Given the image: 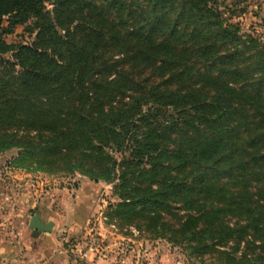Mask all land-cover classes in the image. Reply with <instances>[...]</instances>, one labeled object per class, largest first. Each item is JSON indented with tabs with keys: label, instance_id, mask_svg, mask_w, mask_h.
<instances>
[{
	"label": "trees",
	"instance_id": "1",
	"mask_svg": "<svg viewBox=\"0 0 264 264\" xmlns=\"http://www.w3.org/2000/svg\"><path fill=\"white\" fill-rule=\"evenodd\" d=\"M216 1L0 0V153L117 178L113 215L236 264L243 243L264 264V49L218 21ZM29 23L31 41H4ZM166 108L175 118L151 121ZM106 149L130 150L119 171Z\"/></svg>",
	"mask_w": 264,
	"mask_h": 264
},
{
	"label": "rangeland",
	"instance_id": "2",
	"mask_svg": "<svg viewBox=\"0 0 264 264\" xmlns=\"http://www.w3.org/2000/svg\"><path fill=\"white\" fill-rule=\"evenodd\" d=\"M209 7H212L218 21L224 26H229L230 30L236 29L237 35L242 38L251 37L264 49V0H217ZM47 8L50 9V6ZM29 25L30 23L27 26L15 27L12 33L3 36L4 41L28 43L33 37L27 30ZM148 107L143 106L142 113H146ZM163 111L154 115L151 121L160 125L169 122L170 118H175L176 113L172 108ZM137 132L140 133L139 130ZM127 147H130V143ZM129 151L105 150L116 161V171L123 167L122 162L127 161ZM17 153V149L0 153V222H4V226H0L1 229H5L9 222L15 219V215L38 214L40 207L31 209L28 208L29 204L32 202L35 204L37 199L40 200L43 197L40 196L43 190L53 189L57 192H54L56 196L53 194L54 198L51 200L56 199L55 201L61 205L57 206L58 212L61 214L69 210L68 213L72 217L81 220V233L76 247L78 251L85 253V258L86 254L90 253L92 263L96 261V264H236L212 251L193 253L181 236L174 233L172 236L168 230L158 234L160 228L156 230L148 219L113 215L116 204L122 201L118 194L121 192L115 189L118 184L117 178L105 183L94 182L77 172L64 171L48 175L30 171L16 167L12 163ZM130 167L133 168L134 165L131 164ZM43 177H46V180ZM227 182L233 183L232 180ZM250 185V191L255 192V182H251ZM184 214L178 211L176 217L170 215L164 217L172 227H176L178 217ZM236 221L237 219L233 217L228 219L230 226ZM241 224L244 222L241 221L239 225ZM91 239H97V245L92 249L89 247ZM233 244L231 241L225 246L215 248L231 252L230 247ZM258 244L257 240L255 245ZM258 252L254 248L245 249L241 243L234 256L239 258L242 253H246L249 258L240 264H254Z\"/></svg>",
	"mask_w": 264,
	"mask_h": 264
},
{
	"label": "crops",
	"instance_id": "3",
	"mask_svg": "<svg viewBox=\"0 0 264 264\" xmlns=\"http://www.w3.org/2000/svg\"><path fill=\"white\" fill-rule=\"evenodd\" d=\"M44 180H46V177ZM44 184V183H43ZM45 187L43 186V189ZM57 190H43V195L36 203L29 204L28 208L39 206L38 215L44 224L51 223L53 227L49 232H40L34 236L28 228L32 215H15V219L9 222L5 229L0 228V264H69L71 256L67 252V247L59 242L61 236H66L71 240L72 245H77L80 238L81 220L75 219L69 214L59 213L61 206L54 198ZM54 194V196H53ZM39 203V205H38ZM61 204V201H60ZM53 205V207H52ZM80 220V221H79ZM81 222V223H80ZM0 222V226H4ZM90 253L86 254L84 264H96L92 261Z\"/></svg>",
	"mask_w": 264,
	"mask_h": 264
},
{
	"label": "built area",
	"instance_id": "4",
	"mask_svg": "<svg viewBox=\"0 0 264 264\" xmlns=\"http://www.w3.org/2000/svg\"><path fill=\"white\" fill-rule=\"evenodd\" d=\"M59 242L67 247V252L71 256L69 264H84L85 253L78 251L77 247L72 245L66 236H61ZM95 245H97V239H91L89 242L90 249L95 247Z\"/></svg>",
	"mask_w": 264,
	"mask_h": 264
},
{
	"label": "water",
	"instance_id": "5",
	"mask_svg": "<svg viewBox=\"0 0 264 264\" xmlns=\"http://www.w3.org/2000/svg\"><path fill=\"white\" fill-rule=\"evenodd\" d=\"M53 225L51 223L44 224L40 221V215L35 214L31 217L28 228L33 232V235L36 236L40 232H49Z\"/></svg>",
	"mask_w": 264,
	"mask_h": 264
}]
</instances>
